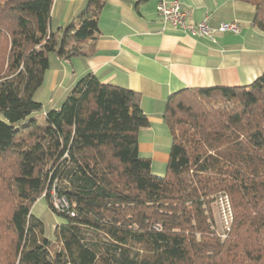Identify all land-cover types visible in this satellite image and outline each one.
Here are the masks:
<instances>
[{
	"label": "trees",
	"instance_id": "1",
	"mask_svg": "<svg viewBox=\"0 0 264 264\" xmlns=\"http://www.w3.org/2000/svg\"><path fill=\"white\" fill-rule=\"evenodd\" d=\"M106 1L87 0L53 30V0H0V264H264V71L168 96L162 176L138 150L148 118L135 91L86 74L41 112L34 94L49 54L90 57ZM237 1L264 32V0ZM52 191L68 208L52 206ZM41 195L64 219L54 241L31 213ZM219 198L230 211L223 232Z\"/></svg>",
	"mask_w": 264,
	"mask_h": 264
},
{
	"label": "crops",
	"instance_id": "2",
	"mask_svg": "<svg viewBox=\"0 0 264 264\" xmlns=\"http://www.w3.org/2000/svg\"><path fill=\"white\" fill-rule=\"evenodd\" d=\"M166 1H177L189 22L207 17L209 26L216 29L235 21L240 31L215 32L213 39L193 37L164 27L156 11L158 0H107L98 17L99 33L90 57L64 60L49 54L40 86L47 90V98L36 99L42 103V113L58 108L86 74L135 91L148 118V125L138 132L139 153L150 158L151 167L155 162L166 164L171 134L163 112L171 93L185 87L246 85L264 71V32L252 23L253 6L237 0ZM86 2L53 0L51 28L72 23Z\"/></svg>",
	"mask_w": 264,
	"mask_h": 264
},
{
	"label": "built area",
	"instance_id": "3",
	"mask_svg": "<svg viewBox=\"0 0 264 264\" xmlns=\"http://www.w3.org/2000/svg\"><path fill=\"white\" fill-rule=\"evenodd\" d=\"M156 11L157 14L161 17L164 27L170 26L174 29H180L184 33L189 34L193 37H209L213 39V35L215 32L238 33L240 31V25L235 21L222 23L216 29H213L209 26L207 17L198 22H189L187 21V13L180 7L177 1L169 2L166 0H158ZM50 199L51 204L54 208H68L67 201L63 197H57L53 191L51 192ZM223 202L227 210L229 211V207L226 201Z\"/></svg>",
	"mask_w": 264,
	"mask_h": 264
},
{
	"label": "rangeland",
	"instance_id": "4",
	"mask_svg": "<svg viewBox=\"0 0 264 264\" xmlns=\"http://www.w3.org/2000/svg\"><path fill=\"white\" fill-rule=\"evenodd\" d=\"M47 90L41 87L37 90L36 94H34V98H47ZM42 112V111H41ZM39 112V118H42V113ZM166 164L164 163H153L151 167V172L155 175L162 176L165 174ZM224 200L222 198L218 199V203L212 206V214L215 221V225L217 227L218 232H223L230 225V214L224 205ZM31 213L39 218L44 225V236L50 240L54 241V228L57 224H60L64 221V219L54 213L48 206L44 195L39 196L36 201L33 203L31 208ZM155 226H157V223Z\"/></svg>",
	"mask_w": 264,
	"mask_h": 264
}]
</instances>
